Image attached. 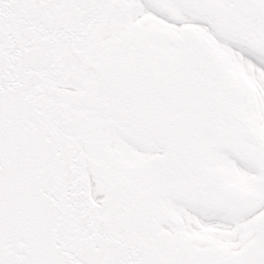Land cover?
Returning a JSON list of instances; mask_svg holds the SVG:
<instances>
[{"label": "snow or ice", "instance_id": "snow-or-ice-1", "mask_svg": "<svg viewBox=\"0 0 264 264\" xmlns=\"http://www.w3.org/2000/svg\"><path fill=\"white\" fill-rule=\"evenodd\" d=\"M0 264H264V0H0Z\"/></svg>", "mask_w": 264, "mask_h": 264}]
</instances>
